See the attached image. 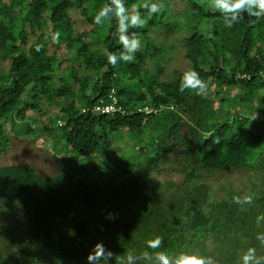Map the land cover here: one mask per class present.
I'll list each match as a JSON object with an SVG mask.
<instances>
[{
  "label": "trees",
  "instance_id": "trees-1",
  "mask_svg": "<svg viewBox=\"0 0 264 264\" xmlns=\"http://www.w3.org/2000/svg\"><path fill=\"white\" fill-rule=\"evenodd\" d=\"M175 1L0 0V121L41 124L59 163L0 165L1 246L22 231L46 264H264V0ZM174 22L191 67L165 75ZM111 90L124 112L82 110ZM240 168L246 186L214 181Z\"/></svg>",
  "mask_w": 264,
  "mask_h": 264
},
{
  "label": "rangeland",
  "instance_id": "rangeland-1",
  "mask_svg": "<svg viewBox=\"0 0 264 264\" xmlns=\"http://www.w3.org/2000/svg\"><path fill=\"white\" fill-rule=\"evenodd\" d=\"M186 6V0H176L173 8L175 12H180ZM72 14L74 16L75 26L79 30H82L84 27H86V24L81 20L78 12L75 9L72 10ZM174 24L175 26L173 25L171 27V29H174L171 32L172 34L165 36L166 40L163 43V45L168 49L169 55L171 57V62L164 65L165 75L168 72L170 73L172 69H178L181 73H183L191 67L190 62L184 57V48H182L181 44V39L183 36H185V32L176 30V25H178V23L174 22ZM162 31L163 30L160 27H156L154 30L152 29V31H150V34L161 36ZM134 36V32L131 31L129 33V37L133 39ZM142 49L145 51L146 48L143 47ZM1 66L2 64L0 63V67ZM64 73L66 74L65 71ZM162 76H164V74ZM67 78L70 79L71 76L67 74ZM43 109H45L44 106ZM49 110L51 115L58 117L60 111L59 109L54 108ZM45 116L46 114H44L42 117ZM31 128L36 131L32 133L26 132L27 126L22 121V117L18 115L14 116L13 121H0V131L9 139V146L7 147L6 151L3 154H0V165L28 163L35 168L39 175L50 176L58 173L59 163L54 156L56 150H53L54 147H52V138L46 131L41 129V124L39 123H31ZM122 134L123 138L120 144L121 148L124 147L123 141L127 139L129 140V136L126 132H123ZM132 140L135 141L134 138ZM116 160L117 159L113 156L112 159L109 160V162L106 163L104 167H102L103 175L107 174L109 171L114 174L119 173V167ZM94 162L98 165L100 163V158H96ZM174 166H176L174 162L165 164V167L168 169H171ZM215 175L214 181L216 183L220 181L225 182L227 185L233 186L235 188H240V186L245 183L246 186L247 182L250 181L249 177H251V179L254 178L253 171L243 170L242 168L233 170L231 172H219ZM153 177L160 180H168L171 183L178 185L182 182L184 175L178 171L161 170L159 172H155ZM206 178L209 183L213 182L210 177ZM210 188L211 186L209 189ZM213 189L214 188H212V190ZM216 191H218V194H222L220 186L216 188ZM82 218L83 215L78 217H68L62 221L61 225L66 226L67 223L71 221L77 222ZM14 228V225L10 227L11 232ZM1 233L2 232L0 228V234ZM21 233L22 231H18L16 239L11 240L9 244H4V246H1L2 242L0 241V258H5V261L2 264H8L10 259H14L13 264H19L20 261H23L24 264H46L45 260H39V258L35 260V257L31 256V246L27 241L26 236L21 235Z\"/></svg>",
  "mask_w": 264,
  "mask_h": 264
},
{
  "label": "built area",
  "instance_id": "built-area-1",
  "mask_svg": "<svg viewBox=\"0 0 264 264\" xmlns=\"http://www.w3.org/2000/svg\"><path fill=\"white\" fill-rule=\"evenodd\" d=\"M108 97H110V99H111L110 102L105 103L103 100H100L99 103L93 105L92 107H86V108H83L82 110L87 111L90 109L97 114H109V113L113 114V113H116L119 111H121V112L125 111L123 109V107L119 104L118 98L116 97L114 90H111ZM160 108H162V106H159L158 108H154V107L149 106V105H144V106L138 107L137 111L138 112H144V113L148 114L151 112H156Z\"/></svg>",
  "mask_w": 264,
  "mask_h": 264
},
{
  "label": "bare ground",
  "instance_id": "bare-ground-1",
  "mask_svg": "<svg viewBox=\"0 0 264 264\" xmlns=\"http://www.w3.org/2000/svg\"><path fill=\"white\" fill-rule=\"evenodd\" d=\"M60 124V123H59Z\"/></svg>",
  "mask_w": 264,
  "mask_h": 264
}]
</instances>
